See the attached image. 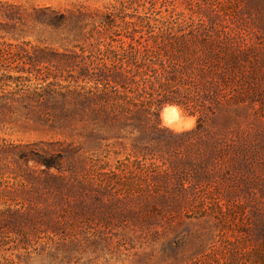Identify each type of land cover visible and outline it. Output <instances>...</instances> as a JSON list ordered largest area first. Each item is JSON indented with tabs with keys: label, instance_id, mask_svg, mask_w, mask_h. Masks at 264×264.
<instances>
[{
	"label": "trees",
	"instance_id": "16d2710c",
	"mask_svg": "<svg viewBox=\"0 0 264 264\" xmlns=\"http://www.w3.org/2000/svg\"><path fill=\"white\" fill-rule=\"evenodd\" d=\"M227 1L197 0L189 17L153 12L127 22L130 16L110 12L100 23L77 21L74 27L89 43L75 65L77 76L71 77L75 90L61 86L56 76L48 82L52 76L47 74L33 89L25 84L12 92L11 99L19 96L20 104L47 122L82 124L94 140L102 139V130L130 128V155L141 156L151 173L145 187L149 194L161 182L156 169L173 178L182 169H201L193 182L206 184L220 174L255 176L253 162L264 145L259 128L264 117V0H236L237 6ZM55 17L51 21L57 29L68 21L64 15ZM49 57L40 52L24 63L29 69L17 72L39 73ZM62 100L70 106H60ZM166 106L196 117L195 127L181 134L164 127L160 115ZM76 152L70 146L43 151L38 143H0V247L11 233L31 241L26 222L56 228L66 211L87 208L84 195L94 184L82 182L69 166ZM225 175V183L235 182L236 177ZM137 181L130 186L139 187ZM153 201L154 196L149 204ZM258 227L264 232V222Z\"/></svg>",
	"mask_w": 264,
	"mask_h": 264
},
{
	"label": "rangeland",
	"instance_id": "374dc122",
	"mask_svg": "<svg viewBox=\"0 0 264 264\" xmlns=\"http://www.w3.org/2000/svg\"><path fill=\"white\" fill-rule=\"evenodd\" d=\"M196 2L0 0V143H38L43 151L70 146L78 152L69 159V166L82 182L94 184L84 195L87 208L66 211L56 228L26 222L25 229L32 234L29 242L6 235L0 264H264V232L258 227L264 222V145L253 162L255 176L220 174L206 184L193 182L195 169H182L175 178L156 169L161 182L149 194L145 187L151 173L141 156L130 155V128L102 130V139L94 140L82 124L47 122L43 114L20 104L19 96L11 99L12 92L25 84L33 89L47 74L52 76L48 82L54 83L56 76L61 86L70 84L68 91L75 90L71 77L77 76L76 64L89 43L75 22L100 23L110 12L130 16L127 22L132 16L153 12L175 11L189 17ZM56 15L68 19L59 29L51 21ZM40 52L49 54L50 63L39 65V73L17 72L29 69L24 63ZM260 69L264 86V65ZM48 89L59 90L57 86ZM261 97L264 100V89ZM59 105L70 106L63 100ZM160 117L162 125L176 134L193 129L197 122L177 106H166ZM259 121L264 142V117ZM115 133L120 138L113 137ZM132 162L136 166L130 169ZM223 175L236 177L235 182L225 183ZM133 180H138L139 187L130 186ZM244 184L246 190L238 193L236 188ZM225 191L232 193L224 195ZM153 196L155 201L149 204ZM161 196L168 199L163 202Z\"/></svg>",
	"mask_w": 264,
	"mask_h": 264
}]
</instances>
